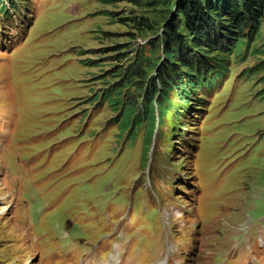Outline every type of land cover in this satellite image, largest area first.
<instances>
[{
  "label": "rangeland",
  "instance_id": "374dc122",
  "mask_svg": "<svg viewBox=\"0 0 264 264\" xmlns=\"http://www.w3.org/2000/svg\"><path fill=\"white\" fill-rule=\"evenodd\" d=\"M177 1L38 0L13 49H0V264H36L33 249L40 264H78L91 251L103 261L114 242L126 244V235L137 259L155 263L154 244L140 217L160 227L153 206L160 194L151 184L152 203L145 192L134 190L131 200L122 188L130 192L136 175L131 171L128 183H115L113 192L106 188L117 166L108 157L126 132L117 137L116 127L101 145L97 142V130L112 116L106 106L83 136L79 130L81 109L109 83L124 82L125 69L141 54L147 59L142 68L150 63L155 69L147 68L145 78L126 90L144 85L150 91L166 57L160 36L168 21L179 17ZM252 37L243 61L238 62L241 51L230 56L229 72L239 73L198 87L208 101L195 130L199 181L215 195L207 202L210 221L193 233L194 264H214L215 257L216 264H264V19ZM170 99L177 103L173 92ZM135 100L139 105V97ZM185 102L196 114L198 102ZM174 118L169 111L156 136L169 166L191 174ZM179 120L191 131L184 110ZM125 209L118 228L126 234H120L113 228L114 215ZM242 231H249L248 239L237 243Z\"/></svg>",
  "mask_w": 264,
  "mask_h": 264
},
{
  "label": "trees",
  "instance_id": "16d2710c",
  "mask_svg": "<svg viewBox=\"0 0 264 264\" xmlns=\"http://www.w3.org/2000/svg\"><path fill=\"white\" fill-rule=\"evenodd\" d=\"M176 6L174 12H178L179 17H172L160 36L166 57L156 68L158 76L148 85L150 91L144 85L126 90L134 80L145 78L147 68H154L150 63L142 68L147 59L141 54L136 65L125 69L124 82L109 83L93 99L105 103L112 112L117 137L125 132L134 135L144 126L145 142L149 143L157 121L163 120L170 106L172 88L185 102L191 95L190 89L196 91L197 81L202 79L199 75L201 60L205 58L215 66L218 70L211 67L212 72L219 76L231 53L241 49L249 34L257 32L264 19V0H178ZM221 52L227 56H218ZM138 97L139 105L135 104Z\"/></svg>",
  "mask_w": 264,
  "mask_h": 264
},
{
  "label": "bare ground",
  "instance_id": "6f19581e",
  "mask_svg": "<svg viewBox=\"0 0 264 264\" xmlns=\"http://www.w3.org/2000/svg\"><path fill=\"white\" fill-rule=\"evenodd\" d=\"M205 64L208 66V65H210V62H208V63H205ZM209 68H210V67L208 66V68H207V69H209Z\"/></svg>",
  "mask_w": 264,
  "mask_h": 264
}]
</instances>
